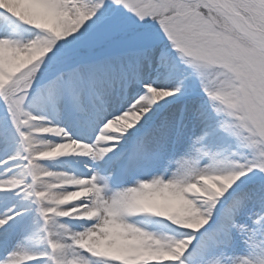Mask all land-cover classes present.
Listing matches in <instances>:
<instances>
[{
	"label": "snow or ice",
	"instance_id": "obj_1",
	"mask_svg": "<svg viewBox=\"0 0 264 264\" xmlns=\"http://www.w3.org/2000/svg\"><path fill=\"white\" fill-rule=\"evenodd\" d=\"M0 264H264V0H0Z\"/></svg>",
	"mask_w": 264,
	"mask_h": 264
},
{
	"label": "bare ground",
	"instance_id": "obj_2",
	"mask_svg": "<svg viewBox=\"0 0 264 264\" xmlns=\"http://www.w3.org/2000/svg\"><path fill=\"white\" fill-rule=\"evenodd\" d=\"M73 155H75V154H73Z\"/></svg>",
	"mask_w": 264,
	"mask_h": 264
}]
</instances>
